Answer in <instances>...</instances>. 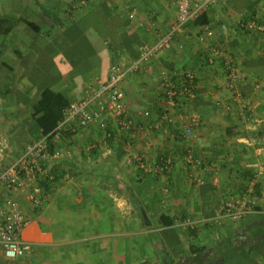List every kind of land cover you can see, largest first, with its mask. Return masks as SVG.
Returning a JSON list of instances; mask_svg holds the SVG:
<instances>
[{"label":"crops","instance_id":"obj_1","mask_svg":"<svg viewBox=\"0 0 264 264\" xmlns=\"http://www.w3.org/2000/svg\"><path fill=\"white\" fill-rule=\"evenodd\" d=\"M68 1L0 0V17L18 19L8 35L13 40L3 49L6 57L12 55L10 50L17 53L26 45L37 59L38 44L17 37L21 20L29 16L43 30L55 28L57 12L63 17L60 4ZM98 1L110 18L122 17L126 33L131 34V52L112 64L126 65L138 58L141 47L167 31L179 12L178 0ZM49 16L51 22L45 24L35 20ZM249 20L264 22V0H208L168 49L124 76L123 102L135 128L118 130L113 121L100 119L88 128L75 125L66 135L54 137L52 146L65 156L51 163L56 181L46 187L47 201L33 207L23 194L2 192L1 207L17 202L30 224L21 236L28 246L25 255L9 259L0 248V264H264V32L243 29L241 22ZM206 28L211 35L202 43L198 35ZM213 47L226 49L248 74L241 91L254 105L251 115L225 108L231 94L220 62L207 61ZM3 62L14 69L6 78L15 85L0 104L5 116L0 118L4 131L0 164L5 166L26 143L43 136L27 110L38 98L39 83L48 72L29 79L22 62ZM187 70L196 75L193 108L202 119L198 138L191 141L180 134V123L149 127L163 106L160 81ZM25 80L31 85L18 84ZM188 144L208 170L185 165L183 151ZM134 152L145 156L149 171L131 160ZM163 156L173 158L169 171L158 169ZM192 174L204 183L193 182ZM254 174L260 198L254 213L237 222L214 221L223 202L243 191ZM141 207L149 215L150 226L144 223ZM161 215L174 218V224L163 225ZM187 220L191 229L185 226Z\"/></svg>","mask_w":264,"mask_h":264},{"label":"built area","instance_id":"obj_2","mask_svg":"<svg viewBox=\"0 0 264 264\" xmlns=\"http://www.w3.org/2000/svg\"><path fill=\"white\" fill-rule=\"evenodd\" d=\"M83 3L86 4L84 0ZM208 0H178V16L175 23L165 32L160 33L151 44L141 47L138 58L129 64L114 63L110 66L106 79L93 75L86 83L83 98L73 101L64 109V118L56 127V131H69L73 126L88 128L100 119L113 121L118 130L130 131L136 123L128 116L123 102L122 80L129 72L138 71L143 63L171 46L176 34L184 25L192 21L206 6ZM135 10L130 12V18ZM247 31L264 32V22L249 20L241 22ZM223 25V29H225ZM211 35L210 29L198 35L200 42L206 41ZM219 61L225 73V86L231 94V102L225 104L227 110L234 108L243 115L253 112L254 105L241 91V85L246 83L249 76L236 63L232 55L224 48L209 49L207 61L215 65ZM218 62V63H219ZM164 105L157 119L149 126L158 129L162 124L180 123V134L187 141L198 138V128L202 123L201 115L193 108L197 98L196 75L192 71L175 72L172 76H165L160 81ZM219 104V102H217ZM56 136H60L59 133ZM65 156L61 149L52 150L48 135L27 143L21 155L10 165L0 168V200L3 190L15 191L33 207H41L47 201L46 187L56 181V175L51 169V163ZM132 161L142 170L149 171L150 165L140 152L132 153ZM185 165L191 169L208 170L205 160L197 156L193 146L188 144L183 151ZM174 166L172 156H163L159 171H169ZM192 181L203 184L201 176L192 174ZM258 175L249 179L246 188L228 197L219 207L214 221L237 222L254 213L259 205L257 189ZM167 191V189H166ZM8 207L0 205V248L6 258L14 259L25 255L28 246L22 240L23 230L30 224L26 211L17 202ZM188 226L192 222L186 221Z\"/></svg>","mask_w":264,"mask_h":264},{"label":"trees","instance_id":"obj_3","mask_svg":"<svg viewBox=\"0 0 264 264\" xmlns=\"http://www.w3.org/2000/svg\"><path fill=\"white\" fill-rule=\"evenodd\" d=\"M94 6L81 12L75 19L68 21L64 30L51 39L40 23L26 20L31 31L29 41L37 43L40 52L35 67L29 69L30 65L27 63L34 58L31 53L21 55L23 61L20 67L24 68L27 74L33 73L32 76H35L40 65L42 66L40 74L46 70L48 72L45 80L39 83L40 91L38 98L31 105V117L38 125L42 135H48L52 150L55 147L52 146L51 141L56 137V134L59 133L61 137L68 133L67 130L56 131V127L64 118V109L73 101L83 98L84 89L89 79L86 76L99 75L106 79L112 63L120 55L129 50L131 52V46H129L131 34L126 33L124 19L122 17L110 18L100 5ZM56 17V23L63 21L62 17H58V15ZM17 20L6 16L0 17V35L8 36ZM43 55L46 56L43 57ZM43 61H47V66L42 65ZM13 70L10 65L3 62V65H0V78L5 77L7 71ZM32 76L31 78L35 79ZM62 79L66 86L55 89L54 86L58 82H62ZM4 82V80H0V84ZM3 100L4 92L0 87V104ZM114 133L113 131L111 138L114 137ZM159 220L166 226L174 224V218L170 216L161 215Z\"/></svg>","mask_w":264,"mask_h":264},{"label":"rangeland","instance_id":"obj_4","mask_svg":"<svg viewBox=\"0 0 264 264\" xmlns=\"http://www.w3.org/2000/svg\"><path fill=\"white\" fill-rule=\"evenodd\" d=\"M69 2V3H68ZM68 2H65V3H63V2H61V6L63 7V13H62V15H63V17L61 18V20H63L62 21V23H61V21L60 22H57L56 24H57V26H55V28L52 26L50 29L48 28H45L44 29V31H46L47 33H48V37H49V39H51V37H53V36H56V35H58L59 33H60V31H61V29L68 23V21H70V20H72V19H75L76 17H78V15L81 13V12H83V11H85V10H87V9H91L92 7H95L94 5H100L101 6V3L98 1V0H90V2L88 1V3H83V1L82 0H69ZM107 4H109V2H107ZM110 4H112L111 2H110ZM89 5V6H88ZM102 7V6H101ZM57 14H58V16H59V14L60 13H58L57 12ZM26 16V15H25ZM29 19H30V17L29 16H27ZM50 18L49 19H46V18H43V19H41V18H39V17H35V20H38V21H40L42 24H45L46 23V21L47 20H49L50 22H51V16H49ZM27 19V18H26ZM29 19H27V20H29ZM49 21H47V22H49ZM65 21V22H64ZM59 23H60V25H59ZM59 25V26H58ZM20 28H19V30H18V34H17V37H19V40L21 39V41L22 40H25L26 42L29 40V37H30V35H29V31H30V29H29V27L27 26V22L26 21H24V19L23 20H21V23H20ZM47 26V25H46ZM14 36H16V35H14ZM13 40V38H12V36H6V37H4L3 38V36L2 35H0V43L1 44H3V45H0V52L2 53H0V63L1 62H3V61H8V62H13V64L15 65L16 63H21L22 61H23V59L21 58L23 55H27L28 53H30V51L28 50V48L26 47V45H21L20 47H19V49L20 50H18L17 51V53L15 52V51H9V52H11V56H9V57H6V52L7 51H4L3 49H6L7 47H8V44H10L11 42L10 41H12ZM16 41V40H15ZM21 53V54H20ZM20 55H22V56H20ZM46 55H43V57H45ZM5 63V62H4ZM7 63V62H6ZM30 66H29V69H32V67L34 66H36L37 65V59H35V60H33V58L31 59V60H29L28 62H27ZM32 64V65H31ZM1 65V64H0ZM42 65L43 66H47V61H43L42 62ZM41 69H42V66L40 65V68L38 69V70H36V72H35V76H32L33 75V73H31V75L30 74H27V77L30 79V76H32V77H35V78H37V77H39V74H40V72H41ZM26 71V70H25ZM3 72V71H2ZM4 73V72H3ZM9 74V72L7 71L6 72V75H8ZM6 75H5V77L3 76V78L1 77L0 78V80H4L5 82L3 83V84H0V87L2 88V90H3V92H4V94H10L11 93V91L14 89L13 87H15V85L13 84V82H11V81H8V79L6 78ZM34 79V78H33ZM62 82H58L55 86H54V88L55 89H61L62 87H65L66 86V83H64V81H63V79L61 80ZM19 85H22V86H24L25 87V85H28V86H30L31 85V82H29V81H27V80H25V81H23V82H20V83H18ZM73 93H74V91H73ZM162 99H163V97H162ZM29 113H31V106L29 107V109L27 110ZM5 116H4V113L2 114L1 112H0V118H4ZM22 131V130H21ZM4 135V131H3V129H1L0 128V141H1V137ZM36 139V138H35ZM29 143V142H28ZM27 144V143H26ZM0 145H2L1 144V142H0ZM13 149H15L16 150V148H13ZM24 149V148H23ZM21 153L22 152H18L17 151V158L21 155ZM17 158H15L12 162H14ZM12 162H10V164L12 163ZM10 164H8V165H10ZM8 165H5L4 166V164H0V168H3V167H6V166H8ZM186 227L188 226V225H185ZM191 226H189L188 228L189 229H191L190 228ZM188 230V229H187ZM167 259L165 258L164 259V256H163V258H162V262L164 263L165 261H166Z\"/></svg>","mask_w":264,"mask_h":264},{"label":"water","instance_id":"obj_5","mask_svg":"<svg viewBox=\"0 0 264 264\" xmlns=\"http://www.w3.org/2000/svg\"><path fill=\"white\" fill-rule=\"evenodd\" d=\"M141 212H142V216H143V219H144V223L148 226H150L152 224L150 218H149V215L147 214V212L145 211V209H143L141 207Z\"/></svg>","mask_w":264,"mask_h":264}]
</instances>
